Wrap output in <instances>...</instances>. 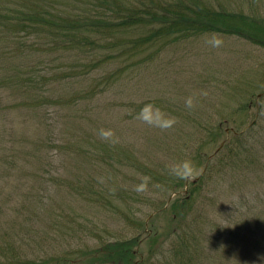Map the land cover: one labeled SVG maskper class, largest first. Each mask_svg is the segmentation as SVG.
Returning a JSON list of instances; mask_svg holds the SVG:
<instances>
[{"label": "rangeland", "instance_id": "obj_1", "mask_svg": "<svg viewBox=\"0 0 264 264\" xmlns=\"http://www.w3.org/2000/svg\"><path fill=\"white\" fill-rule=\"evenodd\" d=\"M198 1L264 17V0ZM212 34L221 47L205 43ZM14 44L0 40V68L23 73L44 62L43 86L52 90L45 97L39 88L0 89L1 260L16 254L61 264L79 248L153 232L156 241L153 235L142 242L143 264H264V47L235 34L203 33L144 54L109 89L84 98L98 82L85 73L92 61L84 49L30 53L39 46L27 44L8 54ZM194 93L188 110L185 100ZM146 103L177 124L161 131L137 120ZM218 124L247 133L229 156L225 135L215 139L210 131ZM101 128L113 129L119 143L101 140ZM186 157L196 174L186 181L170 175L166 165ZM144 175L148 191L137 193ZM201 177L188 218L174 223L171 202ZM181 246L184 253H176Z\"/></svg>", "mask_w": 264, "mask_h": 264}, {"label": "trees", "instance_id": "obj_2", "mask_svg": "<svg viewBox=\"0 0 264 264\" xmlns=\"http://www.w3.org/2000/svg\"><path fill=\"white\" fill-rule=\"evenodd\" d=\"M211 32L235 34L264 47V17L217 9L198 0H73L68 5H57L56 0H0V40L7 44L17 43V46L14 44L16 48L6 47L8 54L27 44L30 47L39 46L31 49L30 53L40 48L45 53L58 47L85 50L84 58L91 60L92 64L82 73L90 75L93 72L98 82L96 85L93 83L92 89L84 91V98L109 89L126 70L141 64L144 54L155 55L166 45ZM30 38L34 40L28 42ZM138 59L139 62H136ZM120 60L123 65H119ZM40 63L23 73L18 70L11 73L7 67L0 68V89L17 88L22 93H29L30 89L39 88L37 92L47 97L52 88L43 86V74L49 70L46 63L42 62L43 66H39ZM24 73L27 76L23 77ZM101 84L106 87H99ZM261 98L258 95L257 101L260 102ZM50 100L56 104L59 102H53V96ZM210 131L215 139L225 135L222 141L228 156L247 134L238 127L225 129L222 124ZM210 165L211 171L213 167ZM201 181L202 177L199 181L193 180L189 191L171 202L174 223L188 218L189 208L193 207L198 197L196 188ZM177 230L173 227L170 232L174 234ZM153 235L152 232L146 238ZM117 237L101 242L97 247L79 248V256L74 259L69 255L63 256L59 263L143 264L141 247L146 238L139 234L130 238ZM157 239L158 234H155L151 241ZM179 252L184 253L182 246L181 251L178 249L176 253ZM190 252L188 246L187 253ZM4 258L9 261L0 259V264H36V260L25 262L16 254Z\"/></svg>", "mask_w": 264, "mask_h": 264}, {"label": "clouds", "instance_id": "obj_3", "mask_svg": "<svg viewBox=\"0 0 264 264\" xmlns=\"http://www.w3.org/2000/svg\"><path fill=\"white\" fill-rule=\"evenodd\" d=\"M205 43L213 48H219L223 45V40L218 35L212 34L205 40ZM197 95L198 94L194 93L186 98L184 105L186 109L192 110L195 107ZM200 95H207V93H200ZM136 119L150 127L159 128L161 131H167L168 129L174 127L178 122L177 117L166 113L154 103L144 104L139 113L136 115ZM97 134L101 140L112 145L119 143V138L116 137L113 129L101 128ZM166 167L169 174L179 180H190L196 174L195 164L190 157L172 161L168 163ZM138 179L140 180V183L135 186L134 190L137 193L147 192L151 178L144 175L140 176ZM159 258V256L156 257V259ZM260 259L264 261V257H261Z\"/></svg>", "mask_w": 264, "mask_h": 264}]
</instances>
